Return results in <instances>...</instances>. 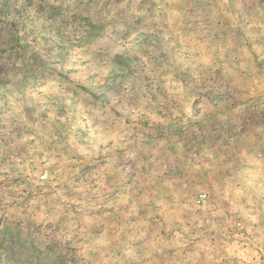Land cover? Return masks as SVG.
Instances as JSON below:
<instances>
[{"label":"rangeland","instance_id":"rangeland-1","mask_svg":"<svg viewBox=\"0 0 264 264\" xmlns=\"http://www.w3.org/2000/svg\"><path fill=\"white\" fill-rule=\"evenodd\" d=\"M0 264H264V0H0Z\"/></svg>","mask_w":264,"mask_h":264}]
</instances>
